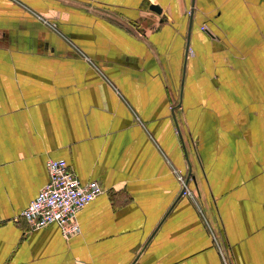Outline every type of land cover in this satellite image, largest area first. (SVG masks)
Here are the masks:
<instances>
[{"label": "crops", "instance_id": "0c3cea01", "mask_svg": "<svg viewBox=\"0 0 264 264\" xmlns=\"http://www.w3.org/2000/svg\"><path fill=\"white\" fill-rule=\"evenodd\" d=\"M48 160L67 240L13 222ZM0 264H264V0H0Z\"/></svg>", "mask_w": 264, "mask_h": 264}, {"label": "built area", "instance_id": "2783aa9c", "mask_svg": "<svg viewBox=\"0 0 264 264\" xmlns=\"http://www.w3.org/2000/svg\"><path fill=\"white\" fill-rule=\"evenodd\" d=\"M201 30L205 31V27H201ZM46 172L47 183L27 208L13 218V222L22 219L29 231L56 225L67 240L80 232L77 214L103 190L96 182L81 184L64 160H48ZM176 178L181 187V196L193 199L185 176L177 174Z\"/></svg>", "mask_w": 264, "mask_h": 264}, {"label": "water", "instance_id": "95a60500", "mask_svg": "<svg viewBox=\"0 0 264 264\" xmlns=\"http://www.w3.org/2000/svg\"><path fill=\"white\" fill-rule=\"evenodd\" d=\"M150 10L157 13V14H160V12H161L160 8L157 6H150Z\"/></svg>", "mask_w": 264, "mask_h": 264}]
</instances>
